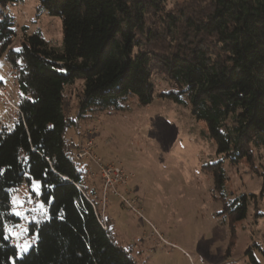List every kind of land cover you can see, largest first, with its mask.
<instances>
[{
	"label": "trees",
	"instance_id": "1",
	"mask_svg": "<svg viewBox=\"0 0 264 264\" xmlns=\"http://www.w3.org/2000/svg\"><path fill=\"white\" fill-rule=\"evenodd\" d=\"M23 1L0 0V49L15 70L23 114L0 130V264H136L114 240L111 220L102 226L66 133L131 97L148 107L156 74L171 85L158 96L205 122L219 154L252 169L264 156V0H181L170 8L167 0H39L40 14L60 19L63 47L23 27L15 53L16 25L2 8ZM204 168L222 184L220 163ZM24 186L42 213L32 214V247L20 256L8 230L22 223L12 196ZM248 200L232 203L233 221L246 218Z\"/></svg>",
	"mask_w": 264,
	"mask_h": 264
},
{
	"label": "rangeland",
	"instance_id": "2",
	"mask_svg": "<svg viewBox=\"0 0 264 264\" xmlns=\"http://www.w3.org/2000/svg\"><path fill=\"white\" fill-rule=\"evenodd\" d=\"M178 1L167 0L163 6L170 8ZM38 8L39 0L2 8L16 25L15 53L20 51L23 27L29 34L40 32L53 47H63L60 19L40 14ZM7 53L0 49V88L18 105L22 95ZM153 80L156 98L148 107L131 97L122 110L78 120L66 133L72 149L93 143L96 162L87 161L88 185L96 193L94 199L105 221L111 220L114 226V240L136 264H254L252 259L264 264V156L256 159L252 169L245 161L234 162L219 154L206 123L197 121L189 108L160 98L158 95L169 92L171 85L159 74ZM9 108L10 103L0 94L1 121L13 115ZM76 111L74 92L68 113L75 115ZM98 160L120 167L129 177L127 185L118 190L137 200L141 215L125 208L112 193L104 206ZM217 163L223 176L218 187L212 168H204ZM33 188L38 190L36 182ZM242 196L249 198L247 216L233 221L232 203ZM28 197L26 186L12 196L14 213H20L22 223L8 232L21 250L20 256L32 247L31 238L26 236L32 214L42 213L38 201Z\"/></svg>",
	"mask_w": 264,
	"mask_h": 264
},
{
	"label": "built area",
	"instance_id": "3",
	"mask_svg": "<svg viewBox=\"0 0 264 264\" xmlns=\"http://www.w3.org/2000/svg\"><path fill=\"white\" fill-rule=\"evenodd\" d=\"M0 94L4 95V97L6 98V100L10 103V108L8 110L13 112V115L11 114L10 119L7 120H0V124L3 125V130L6 131H10L11 128L14 126V124L20 119L23 118V114L19 108L18 105H15L14 103H12L11 100H9V98L6 96L5 92L3 89L0 88ZM92 151H93V143H87L85 145L79 144L76 148H75V153H74V158H75V162L77 163V167L79 170L85 171V172H89V168H88V162L87 161H93L94 163L96 162L95 157H93L92 155ZM98 162H100V170H101V174H102V178H103V186H104V190H103V203L104 206L107 205V197L109 196V194H113L117 197H119L121 199V204L125 207L128 208L132 211H134L137 215H141V212L138 208V202L136 199H130L128 197H126L122 192H120L118 190V187H122V186H126L127 182L129 180V177L124 173V171L112 164V165H103L101 163V160H98ZM97 162V163H98ZM94 209L95 206L93 205ZM101 224L104 227L105 230H107V226H106V221H105V217L103 215H101Z\"/></svg>",
	"mask_w": 264,
	"mask_h": 264
},
{
	"label": "snow or ice",
	"instance_id": "4",
	"mask_svg": "<svg viewBox=\"0 0 264 264\" xmlns=\"http://www.w3.org/2000/svg\"><path fill=\"white\" fill-rule=\"evenodd\" d=\"M14 203H16V201H13ZM17 215H20V213H17ZM26 250V249H25Z\"/></svg>",
	"mask_w": 264,
	"mask_h": 264
}]
</instances>
